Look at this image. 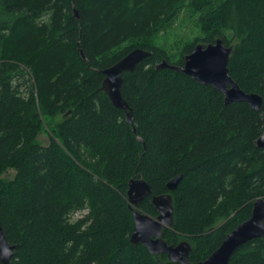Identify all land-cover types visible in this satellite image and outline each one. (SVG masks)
<instances>
[{
    "label": "trees",
    "instance_id": "trees-1",
    "mask_svg": "<svg viewBox=\"0 0 264 264\" xmlns=\"http://www.w3.org/2000/svg\"><path fill=\"white\" fill-rule=\"evenodd\" d=\"M217 39L231 47L229 77L261 98L259 112L176 70ZM134 49L150 56L120 76L129 123L102 91V71ZM263 133L264 0H0L8 264H176L129 244L132 179L150 188L139 204L149 217L152 197L171 195L162 239L187 242L188 261L201 263L264 199ZM229 264H264V237Z\"/></svg>",
    "mask_w": 264,
    "mask_h": 264
},
{
    "label": "water",
    "instance_id": "water-1",
    "mask_svg": "<svg viewBox=\"0 0 264 264\" xmlns=\"http://www.w3.org/2000/svg\"><path fill=\"white\" fill-rule=\"evenodd\" d=\"M231 53V47H224L222 41L217 39L213 44L203 46L201 44L193 48V51L184 57L182 68H173L161 63L157 68H172L190 77L201 85L212 86L223 95L225 104L245 103L256 112L261 107V98L255 94L243 92L229 77L227 65ZM150 56V53L140 49L131 50L116 64L102 71L104 91L112 105L126 112V118L130 123L131 113L129 107L122 99L120 87L125 72L133 69ZM257 146L264 150V133L257 141ZM181 176H177L166 185L167 191L176 190ZM143 179H132L128 183L126 199L132 213L133 227L129 237V244L142 245L148 254L153 256L166 255L168 261L176 264H193L188 261V253L191 248L187 242L180 241L175 246L167 245L162 239L163 229H171L173 221L172 198L169 194L154 196L152 205L158 212L156 218L149 217L139 209L141 204L151 192ZM250 217L226 235L220 246L204 261L195 264H229L234 252L244 244L264 237V199H256L252 205ZM14 247L5 241L0 229V262L8 264Z\"/></svg>",
    "mask_w": 264,
    "mask_h": 264
},
{
    "label": "rangeland",
    "instance_id": "rangeland-1",
    "mask_svg": "<svg viewBox=\"0 0 264 264\" xmlns=\"http://www.w3.org/2000/svg\"><path fill=\"white\" fill-rule=\"evenodd\" d=\"M59 119H60L59 117H56L52 122H53V123L58 122ZM46 140H47V138H46L45 135H41V136L39 137V141L41 142V144L44 143V142H46Z\"/></svg>",
    "mask_w": 264,
    "mask_h": 264
}]
</instances>
